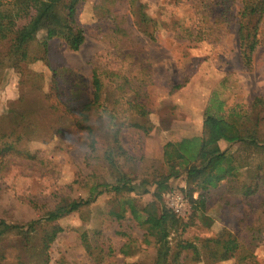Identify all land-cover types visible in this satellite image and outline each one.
Wrapping results in <instances>:
<instances>
[{
    "label": "trees",
    "instance_id": "16d2710c",
    "mask_svg": "<svg viewBox=\"0 0 264 264\" xmlns=\"http://www.w3.org/2000/svg\"><path fill=\"white\" fill-rule=\"evenodd\" d=\"M85 2L0 0V78L6 68L22 71L27 62L46 59L52 39L63 41L71 50L80 49L86 40V30L79 18V9ZM117 2L124 3L127 12L119 8ZM238 2L240 57L247 68H252L254 51L260 42L259 23L264 15V0ZM222 3L224 8L217 13L211 5L205 8L212 12L213 22L227 19V1ZM93 4L98 17L96 35L101 38L123 41L133 30L132 19L152 37L160 24L143 0H94ZM187 31L192 34L190 28ZM40 33H43L42 38H39ZM22 48L26 51L18 56ZM49 69L47 88L40 96L45 103L44 115L36 117L33 110H27L19 113L16 123L4 126L0 120V179L15 163L37 158V153L25 147L28 140L46 139L53 135L51 129L55 128L63 133L79 129L87 138L84 162L91 171L83 179V185L89 194L83 198L74 197L71 188H62L43 200L26 196L25 203L38 211V216L11 220L0 214V264H50L52 244L62 230L50 220L75 209L80 210L83 222L80 239L88 263L110 264L108 260L115 248L104 237V229L125 218V203H129L142 236L117 230L126 237L120 247L124 256L138 252L145 245L156 249L154 264H198L212 262L216 249L222 248L236 254L235 264H259L255 249L264 232V129L253 114L264 106L263 96H256L246 113L226 112L222 102L213 109L212 97L205 108L202 134L166 141L162 162L158 165L152 162L148 174L149 166L143 163L146 158L129 152L120 136L117 96L127 86V78L98 65L92 69L90 83L72 68L49 64ZM108 83L112 84L110 89ZM134 91L127 103L128 110L134 111L137 118L130 125L148 133L152 126L146 115L147 106L138 91ZM105 101L110 103L109 111ZM221 140L238 142L239 148L235 151L224 149ZM138 169L147 173L141 177V172H136ZM163 183L170 184L171 189L195 203L189 225L196 219L204 226L213 225L216 217L209 213L208 207L218 196L221 215L227 216L234 210V229L225 225L212 236L188 239L183 237L186 226H180V216L168 205L169 216L157 214L150 204L136 206L128 200L129 194L139 189ZM195 192H198L197 198H193ZM103 194L115 197L113 200H117L121 208L105 209L104 228L86 227L91 219L90 205ZM56 264L73 263L61 254Z\"/></svg>",
    "mask_w": 264,
    "mask_h": 264
},
{
    "label": "rangeland",
    "instance_id": "374dc122",
    "mask_svg": "<svg viewBox=\"0 0 264 264\" xmlns=\"http://www.w3.org/2000/svg\"><path fill=\"white\" fill-rule=\"evenodd\" d=\"M143 1L149 4L148 10L160 23L153 37L134 24L133 19V30L123 41L99 37L96 35L98 17L93 8L94 0H86L79 9V18L86 30V40L80 49L71 50L63 41L52 39L46 59H33L23 65L22 71L6 68L0 78V120L5 123L4 126L10 122L16 123L22 111L33 110L36 117L44 115L45 103L40 96L47 88L49 64L52 67L72 68L89 83L95 65L114 70L127 78V86L117 96L120 101L117 104V120L121 127V140L129 152L146 158L143 163L149 166L148 172L152 169V162L156 165L162 162L166 141L202 134L205 108L212 97L213 109L222 102L226 112L234 110L239 113L248 112L256 96L264 97V15L259 23L260 42L254 51L253 67L247 68L240 57L237 35L238 0H225L227 19L218 22H213L212 12L205 8L211 5L217 13L224 8V0ZM117 3L119 8L126 11L124 3ZM174 21L177 24H173ZM188 28L192 31L190 35ZM42 37L43 33H40L39 38ZM25 51L22 48L18 56ZM111 85L108 83L109 89ZM135 89L147 106L146 115L152 126L148 133L130 125L137 114L128 110L127 102ZM104 104L109 111L110 103L105 101ZM253 117L260 120L264 129V106ZM51 130L53 135L46 139H30L25 143L28 150L37 153L36 159H23L15 163L9 173L0 179V214L11 220L38 216L39 212L25 203L26 196L43 200L62 188H71L74 197L83 198L89 194L88 188L83 185V179L91 171L84 162L86 133L79 129L70 133H63L57 128ZM220 145L232 151L239 148L238 142L221 140ZM136 172H141V177L147 173L143 174L141 169ZM180 183L185 185L182 180ZM166 187L171 186L168 183L148 185L129 194L128 200L136 206L150 204L157 214L169 216L171 212L167 209L164 195ZM197 197L198 192H195L193 198ZM114 198L111 194H103L90 205L91 219L86 227H105V209L121 208ZM217 200L218 196L208 207L216 220L207 227L199 219L189 225L195 203L188 197L190 212L180 217V226H186L183 237L206 238L225 225L234 229V210L227 216L221 215ZM125 209V218L114 221L104 229V237L115 248L114 255L108 261L110 264L134 261L154 264L156 249L153 246L143 245L130 256L120 252L126 237L117 230L142 236V231L132 218L129 203H125ZM50 223L62 228L52 244L50 264H56L61 254H65L73 264H89L80 239L83 225L80 210L75 209L50 220ZM255 254L259 264H264V232ZM235 260L234 252L217 248L212 262L202 261L198 264H235Z\"/></svg>",
    "mask_w": 264,
    "mask_h": 264
},
{
    "label": "built area",
    "instance_id": "2783aa9c",
    "mask_svg": "<svg viewBox=\"0 0 264 264\" xmlns=\"http://www.w3.org/2000/svg\"><path fill=\"white\" fill-rule=\"evenodd\" d=\"M164 195L167 205L177 216L184 217L190 212L188 198L182 193L166 187Z\"/></svg>",
    "mask_w": 264,
    "mask_h": 264
}]
</instances>
